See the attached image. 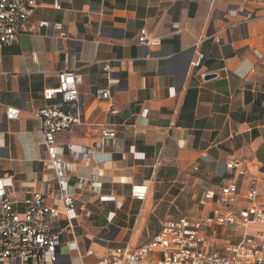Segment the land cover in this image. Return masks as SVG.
Returning a JSON list of instances; mask_svg holds the SVG:
<instances>
[{"label": "crops", "instance_id": "obj_1", "mask_svg": "<svg viewBox=\"0 0 264 264\" xmlns=\"http://www.w3.org/2000/svg\"><path fill=\"white\" fill-rule=\"evenodd\" d=\"M36 1L30 24L59 22L68 36L22 31L1 50L0 173L13 199L22 203L52 173L41 161L37 112L60 71L78 75L83 108L81 124L58 135L66 156L69 142L117 132L95 160L102 192L118 202L77 189L69 219H49L62 241L58 264H93L117 246L151 240L169 217L197 215L203 192L232 177V157L262 177L264 195V0H60L61 9ZM142 28L162 40L159 49L139 44ZM103 62L120 79L109 99L96 96L108 84ZM89 175L81 167L71 183ZM247 182L239 179L242 194ZM135 183L149 184L146 200L132 197Z\"/></svg>", "mask_w": 264, "mask_h": 264}, {"label": "built area", "instance_id": "obj_2", "mask_svg": "<svg viewBox=\"0 0 264 264\" xmlns=\"http://www.w3.org/2000/svg\"><path fill=\"white\" fill-rule=\"evenodd\" d=\"M37 6L36 0H0V63L3 46L15 42L22 31L37 32L52 27L61 39L68 36L59 22L42 20L30 24ZM52 7L61 9L60 0H54ZM138 41L150 50L162 46V40L146 28L140 30ZM65 58L68 59V54ZM33 59L36 60V53ZM102 69L108 84L99 86L96 96L109 99L110 86L118 84L120 79L111 75L108 62L102 63ZM42 96L48 104L37 112L47 152L41 161L52 173L46 175L44 188L32 191L20 204L13 199V187L7 183L6 176L0 173V264L30 261L58 264L57 249L62 241L52 233L49 219L58 220L63 216L69 219L78 205L77 189H89L99 194L101 201L118 202L114 195L102 192L99 179L104 176L103 167L95 160L96 154L116 138L114 128H102L99 140L92 144L67 143L68 156L65 147L58 143L59 134L82 122L76 72L60 71L58 86L44 89ZM16 114L13 110L12 115ZM81 167H87L90 175L72 184V175ZM226 169L232 177L222 181L217 189L203 192L197 215L169 217L151 240L136 246H117L93 264H264V232H248L252 224L264 225V195L259 189L262 177L235 157L226 162ZM239 179L248 181L245 194L240 191ZM148 192L147 183L131 185V195L136 200H146ZM214 226L226 230L223 236L227 242L220 253L210 244L217 241L216 235L210 237L203 231V227L213 229ZM236 238L238 241L234 242Z\"/></svg>", "mask_w": 264, "mask_h": 264}, {"label": "rangeland", "instance_id": "obj_3", "mask_svg": "<svg viewBox=\"0 0 264 264\" xmlns=\"http://www.w3.org/2000/svg\"><path fill=\"white\" fill-rule=\"evenodd\" d=\"M203 231H205L207 233V236H212V235H216L217 237V241L216 242H212L210 243L211 245H213L215 247V249L217 250L218 253L221 252L222 248L225 246L226 244V238L223 236V234L226 232L225 228H219V227H216L214 226L213 229L211 227H203ZM259 231H263L264 232V225H260V224H252L248 227V232L250 234H255ZM244 232V231H242ZM241 232V233H242ZM240 233V234H241ZM144 240H135L133 244H136L138 242H142ZM148 241V240H146ZM238 241V238H236L234 240V242H237ZM103 251V249H101ZM108 250L107 248H104V252ZM109 253H106V255L104 256H107ZM102 256V257H104Z\"/></svg>", "mask_w": 264, "mask_h": 264}]
</instances>
